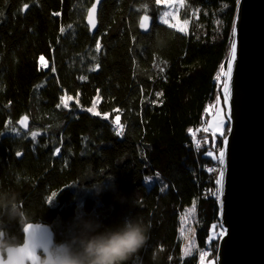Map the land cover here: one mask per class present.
<instances>
[{
    "label": "trees",
    "instance_id": "1",
    "mask_svg": "<svg viewBox=\"0 0 264 264\" xmlns=\"http://www.w3.org/2000/svg\"><path fill=\"white\" fill-rule=\"evenodd\" d=\"M93 2L0 0V188L19 193L26 217L2 228L20 245L26 224L47 225L55 247L82 221L103 232L139 217L149 238L128 264H197L207 246L214 257L217 170L207 153L217 149L199 139L197 147L195 120L177 102L217 97L237 0H183L190 62L181 33L157 22V0H101L91 34ZM143 14L153 18L147 34ZM192 204L196 248L185 255L180 214Z\"/></svg>",
    "mask_w": 264,
    "mask_h": 264
},
{
    "label": "water",
    "instance_id": "2",
    "mask_svg": "<svg viewBox=\"0 0 264 264\" xmlns=\"http://www.w3.org/2000/svg\"><path fill=\"white\" fill-rule=\"evenodd\" d=\"M100 3L101 0L93 2L96 5L95 29L88 24V11L93 4L85 17V24L91 34L97 30ZM145 17L149 18L147 30L140 28V21ZM152 24L153 18L143 14L138 23L139 32L147 34ZM233 26L236 28L237 59L233 69L230 101L232 131L226 134L228 144L223 166V194L219 200L216 194L217 223L223 233L217 239L215 262L264 264V0H240ZM232 40L231 31L225 68ZM219 95L222 101L221 88ZM28 124L25 117L18 122L25 132ZM219 170L218 165L216 179ZM28 224L21 231L23 241L24 229ZM31 224L35 227L37 254L43 255L45 248L54 246V234L47 225ZM23 241L19 245L21 248ZM21 264H33V261L25 258Z\"/></svg>",
    "mask_w": 264,
    "mask_h": 264
},
{
    "label": "clouds",
    "instance_id": "3",
    "mask_svg": "<svg viewBox=\"0 0 264 264\" xmlns=\"http://www.w3.org/2000/svg\"><path fill=\"white\" fill-rule=\"evenodd\" d=\"M26 220L20 207L19 193L0 188V264H21V247L14 238H8L2 225L7 221ZM23 247L33 253V264H128L148 241V230L139 217L125 218L115 229L98 232L99 224L81 222L80 234L72 241L45 248L37 254L34 242L35 227L29 223ZM6 257V259H4Z\"/></svg>",
    "mask_w": 264,
    "mask_h": 264
},
{
    "label": "snow or ice",
    "instance_id": "4",
    "mask_svg": "<svg viewBox=\"0 0 264 264\" xmlns=\"http://www.w3.org/2000/svg\"><path fill=\"white\" fill-rule=\"evenodd\" d=\"M160 0H157V3H159ZM183 2V0H181ZM240 0H237V5H239ZM27 7V5L25 6ZM168 12H164V16H168ZM165 23H168V21H164ZM188 21H184V26H180L178 28L179 31L184 32L186 30V25ZM88 24L91 26L92 29L96 28V5L93 4L91 9L88 11ZM170 27H176L175 25H169ZM140 28L147 30L149 28V18L145 17L140 21ZM232 36L233 40L231 43L229 58L226 62V68L224 66H221L219 74L217 75L216 79L218 81V84L220 85V88L222 90L223 96H222V102L221 97L217 96L216 106L214 113L212 114V119L207 122V126L203 128L202 130L205 133H208L210 131L212 141L215 142L217 137L223 138V146L220 147L218 154H214L213 152H208L207 155L213 157L214 160L218 163L220 166V170L218 172L217 179L215 181L217 187H216V194L217 199L219 200L220 197L223 194V188H224V171L223 166L225 164V148L228 144L227 132H231L232 129L230 127L231 124V106L230 101L232 99V79H233V69L234 65L237 59V44L235 41L236 36V28L233 26L232 28ZM101 48L100 42L97 41L96 43V51L99 52ZM44 58L41 57V61L43 62ZM65 107H67V104H65ZM211 107V106H210ZM91 111V109H90ZM116 120L119 121V116L116 117ZM25 121H21V123H24ZM226 125H229L226 127ZM119 134V133H118ZM33 136H35V133H33ZM205 141L207 142V137H205ZM197 147H199V142L197 141ZM58 151V150H57ZM53 196H55V193H53ZM51 199V198H50ZM195 215V206L193 205L192 208L186 209L185 213L182 218V224H181V236L184 237L187 240L186 245L183 248V252L185 255H191L193 252V249L195 247V238L194 234L189 237L185 233L184 225L191 223V218ZM221 229L223 226H220ZM29 229V225L24 229V232H27ZM188 232H192V229H188ZM212 237H209V240H211ZM208 252L202 251L200 252V261L201 264H203L205 257L208 256ZM20 260L28 258L33 259V253L30 249L27 248H21V251L19 253ZM209 264H215L214 261H210Z\"/></svg>",
    "mask_w": 264,
    "mask_h": 264
},
{
    "label": "rangeland",
    "instance_id": "5",
    "mask_svg": "<svg viewBox=\"0 0 264 264\" xmlns=\"http://www.w3.org/2000/svg\"><path fill=\"white\" fill-rule=\"evenodd\" d=\"M158 4L162 7V10H161L159 17L157 18V22L164 24V25H167V26L175 25L176 27H173V28H175L177 31H179L178 28L180 26H184V20H182L180 17L183 2H181V0H160V2ZM164 12H168L169 15L164 16ZM194 18L197 19L198 17H194ZM165 20L168 21V23H165L164 22ZM189 27H190V21L188 20V23L186 25V30L184 32L179 31L182 35V39L179 43V46H180V48L184 54L185 60L188 62H190L194 58V56L190 50V47H189V44H190ZM218 74H219V72L217 73V75ZM217 75H216V77H217ZM216 77H215V80H216V84H215L216 88L215 89L217 90V94L219 95L220 85L218 84ZM216 101H217V97L208 105H206V104L203 105L200 100L188 102L185 104L178 101L177 102V111H178V114L181 116L192 117L195 120V127H197V130H198L197 138L202 142V144L203 143L208 144L210 142L209 145H212V146L214 145L213 147L214 148L216 147L215 149H217V151H218L223 138L221 137V140L219 138H217L216 141L213 142L212 138H211L210 131L208 133H205L202 130L203 128H205L207 126V122L212 119V114L214 113V110H215ZM226 127H228V126L226 125ZM201 135H203L202 138H200ZM205 137H207V142L205 141ZM217 140L218 141L220 140L219 147L217 145ZM217 151H216V153H217ZM216 170L218 171L217 162H216ZM192 207H193V205L188 207V208H185L180 214V239H181V243H182V249L184 248V246L187 243V240L181 236L182 218H183V215L185 213V210L190 209ZM191 221H192L191 223L184 225V229H185V233L187 236L191 237L194 234V238H195L196 222H197L196 207H195V215L191 218ZM188 229H192L193 231L188 232L187 231ZM222 233H223V231H221L219 229L218 223H217V227L212 226L209 230L207 245H209L211 243V241H213V240L217 241L218 237ZM209 237H212V239L209 240ZM216 246H217V243H216ZM195 248H196V242H195L194 249ZM206 249L209 250L208 251L209 254H208V256L205 257L203 264H209L210 261L215 262V255L213 257V254H212L213 249L211 247L208 248V246L206 247ZM202 251H204V249ZM215 252H216V249H215ZM199 261H200V258H199ZM215 264H216V262H215Z\"/></svg>",
    "mask_w": 264,
    "mask_h": 264
},
{
    "label": "built area",
    "instance_id": "6",
    "mask_svg": "<svg viewBox=\"0 0 264 264\" xmlns=\"http://www.w3.org/2000/svg\"><path fill=\"white\" fill-rule=\"evenodd\" d=\"M197 133H198V130H197V127H195L194 129H193V131L191 132V135H192V138H194V142H197ZM196 145H197V143H196ZM195 145V146H196ZM204 249V251H206V252H208L209 250L208 249H206V248H202V249H199L198 250V258H197V264H200L201 262L199 261V258H200V252H202V250Z\"/></svg>",
    "mask_w": 264,
    "mask_h": 264
},
{
    "label": "bare ground",
    "instance_id": "7",
    "mask_svg": "<svg viewBox=\"0 0 264 264\" xmlns=\"http://www.w3.org/2000/svg\"><path fill=\"white\" fill-rule=\"evenodd\" d=\"M215 199H216V198H215ZM192 205H194V206H195V204H192ZM192 205H191V206H192Z\"/></svg>",
    "mask_w": 264,
    "mask_h": 264
},
{
    "label": "crops",
    "instance_id": "8",
    "mask_svg": "<svg viewBox=\"0 0 264 264\" xmlns=\"http://www.w3.org/2000/svg\"><path fill=\"white\" fill-rule=\"evenodd\" d=\"M210 104V103H209ZM208 105V104H207Z\"/></svg>",
    "mask_w": 264,
    "mask_h": 264
}]
</instances>
